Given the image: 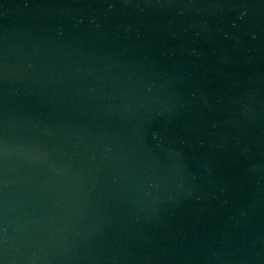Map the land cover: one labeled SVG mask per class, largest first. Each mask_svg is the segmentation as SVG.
<instances>
[{"label": "water", "instance_id": "obj_1", "mask_svg": "<svg viewBox=\"0 0 264 264\" xmlns=\"http://www.w3.org/2000/svg\"><path fill=\"white\" fill-rule=\"evenodd\" d=\"M0 264H264V0H0Z\"/></svg>", "mask_w": 264, "mask_h": 264}]
</instances>
